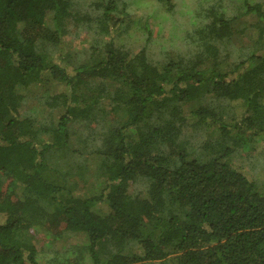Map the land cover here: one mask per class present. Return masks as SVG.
Listing matches in <instances>:
<instances>
[{
	"label": "trees",
	"instance_id": "16d2710c",
	"mask_svg": "<svg viewBox=\"0 0 264 264\" xmlns=\"http://www.w3.org/2000/svg\"><path fill=\"white\" fill-rule=\"evenodd\" d=\"M242 3L239 32L263 51L228 70L222 11L200 50L153 57L118 42L132 20L149 31L128 0H92L94 16L80 0H0V264H264V180L234 162L264 137V1ZM73 17L95 32L77 65ZM50 82L29 105L25 90ZM56 152L103 181H57ZM36 234L78 240L46 253Z\"/></svg>",
	"mask_w": 264,
	"mask_h": 264
},
{
	"label": "rangeland",
	"instance_id": "374dc122",
	"mask_svg": "<svg viewBox=\"0 0 264 264\" xmlns=\"http://www.w3.org/2000/svg\"><path fill=\"white\" fill-rule=\"evenodd\" d=\"M80 1L81 4L78 10L82 13L91 11L93 16L99 13V9L96 10L95 6L92 5V0ZM128 1V9L132 13V19L141 17L143 22L146 20L149 25V31L147 29L135 30L139 23L133 20L130 21L127 29V33L130 34H124L118 41H122L126 49L133 53L145 51L153 57H164L169 54L175 55L178 52L189 53L200 50L198 42L201 35L199 32L207 22L213 19L214 10L225 12L228 17L234 18L233 30L235 34L230 39L219 41L218 44L222 50L221 56L226 59L222 63V67L229 70L232 64L243 57L245 58L250 53H261L263 51L255 43L256 35L254 31L248 30L245 34L239 32V29L247 24L246 18L241 15L243 12L242 0H172L173 7L170 9L158 0ZM47 21L51 23L50 14H48ZM94 36L95 32L90 30L85 22H78L74 17L68 21V35L64 38L65 48L70 46L67 49L71 48L70 52L75 65L80 60L88 57ZM45 85L36 84L31 86L29 91L25 90L29 105L40 103L39 98L47 86L49 91L60 88L53 82ZM188 109V107L185 108L186 111ZM39 114L42 115V110L39 111ZM74 128L82 130L83 126L77 123ZM73 138L76 139L73 140V145L78 146L81 140H78L77 135ZM53 161V164H49L51 177L60 181L64 175H68L69 181L79 182V192L83 190L82 188L94 190L99 186L98 183L103 181V177L99 176L95 169L89 167L86 169L85 166L81 172L82 176L78 175L80 170L78 171L74 166L76 158L69 152H56ZM234 162L252 175L264 180V137H254L242 154L234 158ZM83 179L89 180V183L84 185L82 183ZM130 190H133L132 186ZM77 240L78 238L75 239L71 234H65L59 239L44 234L34 235V241L38 249H42L46 253L52 252L55 248L66 250Z\"/></svg>",
	"mask_w": 264,
	"mask_h": 264
}]
</instances>
